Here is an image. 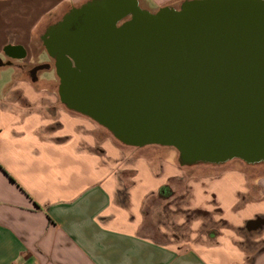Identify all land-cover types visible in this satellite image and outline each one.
<instances>
[{"label": "crops", "instance_id": "obj_1", "mask_svg": "<svg viewBox=\"0 0 264 264\" xmlns=\"http://www.w3.org/2000/svg\"><path fill=\"white\" fill-rule=\"evenodd\" d=\"M84 1L0 0V264H264V161L200 169L118 145L40 76L48 26Z\"/></svg>", "mask_w": 264, "mask_h": 264}, {"label": "water", "instance_id": "obj_2", "mask_svg": "<svg viewBox=\"0 0 264 264\" xmlns=\"http://www.w3.org/2000/svg\"><path fill=\"white\" fill-rule=\"evenodd\" d=\"M71 12L44 39L68 108L125 145L172 146L180 164L264 161V0Z\"/></svg>", "mask_w": 264, "mask_h": 264}, {"label": "rangeland", "instance_id": "obj_3", "mask_svg": "<svg viewBox=\"0 0 264 264\" xmlns=\"http://www.w3.org/2000/svg\"><path fill=\"white\" fill-rule=\"evenodd\" d=\"M110 0H96V1H91L88 4L84 5L80 10L75 11L72 10L71 14L66 16V19L80 14L81 16H85V17H97V16H101V17H108L107 15V4ZM185 0H166L164 2H155L153 0H138V4L141 8L148 10L150 12H154L156 11L158 8L163 7V6H171L173 8H179L180 5L182 4V2ZM67 10V9H66ZM65 10V11H66ZM99 14V15H98ZM34 44L38 45V47L42 48V44H41V40L39 39V37L37 36V38H35L34 40ZM34 62H43V61H47L50 65H53V61L51 58H48L47 53H45V51H40L39 53H37L36 57L33 58ZM40 76H47V75H55L56 71L55 69L51 72L46 71V70H42L40 69L39 71ZM107 76L109 77V81L112 82L111 86H114V69L112 71H110L109 74H107ZM52 80V79H51ZM53 85H54V89H55V95L56 97H58V93H57V83H58V79L57 77L53 78ZM111 97V96H110ZM103 132L104 135H111L109 134V131H107L105 128H103ZM114 143L121 145V146H125V144L121 143L119 140H117L115 137H113ZM129 146V145H127ZM150 148H156V149H160V150H165L169 155V157H172L171 159L174 160L175 157V161L180 164L179 159H178V151L172 147V146H162V145H156V144H150V145H146V146H142V147H138V149L143 150L144 153H148L147 150H150ZM137 150V147H136ZM147 155H152V156H156L158 155V153H154V154H147ZM183 166H198L200 169H205V168H212L211 170H216L218 168H227L230 166H236V167H241L242 169H245L247 171L248 174H252L254 172H256V168H261V167H257L258 165L256 164H250L245 162L244 160L240 159V158H232L228 161H225L223 163H219V164H212V163H199V164H193V165H186V164H180ZM193 168V167H192ZM264 171V167L259 169V172ZM164 206H159L157 208L156 213H152V219L148 220L146 222V229H150L155 227V224H153V222H155V220L157 219H161L162 220V215H161V211L163 209ZM151 221V222H150ZM148 231V230H147Z\"/></svg>", "mask_w": 264, "mask_h": 264}, {"label": "flooded vegetation", "instance_id": "obj_4", "mask_svg": "<svg viewBox=\"0 0 264 264\" xmlns=\"http://www.w3.org/2000/svg\"><path fill=\"white\" fill-rule=\"evenodd\" d=\"M91 1H96V0H85L84 2H82L81 4H79L78 6H77V8H79V7H83L84 5H86V4H88L89 2H91ZM74 8H76V7H74L73 6V8L71 7V8H68L66 11H64L63 13H62V16H61V18L59 19V20H61L62 19V17H64L66 14H68L71 10H73ZM58 20V21H59ZM51 26H48V28H50ZM39 67H49V65L48 64H42V65H40Z\"/></svg>", "mask_w": 264, "mask_h": 264}, {"label": "trees", "instance_id": "obj_5", "mask_svg": "<svg viewBox=\"0 0 264 264\" xmlns=\"http://www.w3.org/2000/svg\"><path fill=\"white\" fill-rule=\"evenodd\" d=\"M167 193H170L169 191H167Z\"/></svg>", "mask_w": 264, "mask_h": 264}]
</instances>
